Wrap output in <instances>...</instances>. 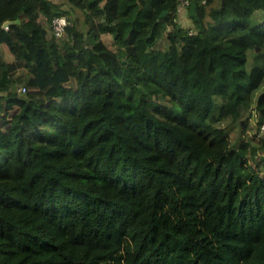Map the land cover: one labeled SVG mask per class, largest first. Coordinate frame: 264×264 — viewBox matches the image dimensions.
<instances>
[{"label":"trees","instance_id":"16d2710c","mask_svg":"<svg viewBox=\"0 0 264 264\" xmlns=\"http://www.w3.org/2000/svg\"><path fill=\"white\" fill-rule=\"evenodd\" d=\"M181 1L0 0V264H264V0Z\"/></svg>","mask_w":264,"mask_h":264},{"label":"rangeland","instance_id":"374dc122","mask_svg":"<svg viewBox=\"0 0 264 264\" xmlns=\"http://www.w3.org/2000/svg\"><path fill=\"white\" fill-rule=\"evenodd\" d=\"M56 3H58L59 5L61 4V6H63L64 8H66L68 10V13L70 14V16H72V20H74L75 26L77 27V29L82 30V31H86L87 30V25L84 22V15L82 13V11L74 6H71V4L68 2V0H53ZM217 1V0H215ZM179 22L182 26L187 27V28H193V22L190 18V15L187 16V14H179ZM255 16L257 19L262 20L264 19V11H257L255 13ZM106 43L112 47H114L113 44V38L110 34H104L103 35ZM167 41L166 39H161L159 46L160 47H164L166 46ZM0 51L1 53L8 58V52L6 50V48L0 44ZM25 85L24 83H22L20 86ZM21 89V88H20ZM18 88V91L20 92V94H25V91H23L21 89ZM250 119V113H249V108L247 107H242L241 108V116L239 117V119L237 121H232L231 119H227L224 121V125H226L229 135H230V139L231 142L235 145H240L243 142L249 141L251 143L252 146H256L257 148V153L254 155L255 159H259L262 154H264V147H262V143L260 141V137L264 138V128L261 127L260 131H259V136L260 137H252V135H250V133L246 132L244 130L245 128V123ZM253 160V159H252Z\"/></svg>","mask_w":264,"mask_h":264},{"label":"built area","instance_id":"2783aa9c","mask_svg":"<svg viewBox=\"0 0 264 264\" xmlns=\"http://www.w3.org/2000/svg\"><path fill=\"white\" fill-rule=\"evenodd\" d=\"M187 2H188V0H182L181 1V4L179 6V10H182L183 7H184V5ZM50 24H51L52 31H53L54 35L57 38H61L64 35H66V33H67V26L69 24V20H68V18L66 16H64V15H56V16H53L50 19ZM21 89L23 91H26V86L23 85L21 87ZM262 128H264V125L262 126Z\"/></svg>","mask_w":264,"mask_h":264},{"label":"water","instance_id":"95a60500","mask_svg":"<svg viewBox=\"0 0 264 264\" xmlns=\"http://www.w3.org/2000/svg\"><path fill=\"white\" fill-rule=\"evenodd\" d=\"M166 13H167V10H164L163 12H161L160 16H163V15H165ZM10 23H11V21H6V22L4 23V26L7 27Z\"/></svg>","mask_w":264,"mask_h":264}]
</instances>
